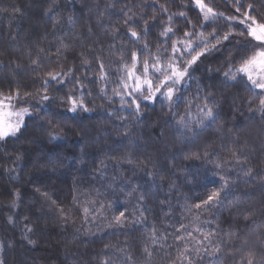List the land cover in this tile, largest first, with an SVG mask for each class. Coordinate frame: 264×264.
I'll list each match as a JSON object with an SVG mask.
<instances>
[{"label":"trees","instance_id":"trees-1","mask_svg":"<svg viewBox=\"0 0 264 264\" xmlns=\"http://www.w3.org/2000/svg\"><path fill=\"white\" fill-rule=\"evenodd\" d=\"M203 3L223 16L205 25L195 0H0V99L12 95L15 110L31 113L16 137L0 141L3 264H188L186 256L192 264H247L250 256L264 264L261 90L223 75L253 54L258 42L239 21L252 5L264 23V0ZM145 20L148 34L133 43L129 25L143 35ZM167 26L170 39L160 36ZM214 29L231 35L190 70L182 90L190 111L185 102L170 110L141 100L135 113L121 87L131 51L147 42L168 56L185 31ZM49 72L65 82L50 81L52 99L41 101ZM69 93L89 110L68 111L61 98ZM205 97L216 116L201 125L196 105ZM221 177V203L197 209ZM120 211L123 226L113 222Z\"/></svg>","mask_w":264,"mask_h":264},{"label":"snow or ice","instance_id":"snow-or-ice-1","mask_svg":"<svg viewBox=\"0 0 264 264\" xmlns=\"http://www.w3.org/2000/svg\"><path fill=\"white\" fill-rule=\"evenodd\" d=\"M56 2L57 0H53L54 6L56 5ZM237 3H239V0H237ZM195 4L203 14L205 25L209 21H214L220 16H223V13L215 12L212 7L203 3V0H195ZM161 10L165 12L167 11L163 6H161ZM14 11H19V9H14ZM236 11L239 12L240 8H237ZM251 11L252 5H249L248 10L243 14L244 19L239 22L246 26L247 34L252 37L253 40L257 41L258 44L251 56L242 58L238 67H230L228 71L223 73V75L226 80H235L238 77L245 78L253 88L261 90L259 105L256 111L264 113V23L258 22L256 18L250 14ZM48 12L54 14L53 7H50ZM125 15L127 16V13H125ZM179 15L185 16V13L180 12ZM132 19L133 17L128 16L125 23L129 24ZM168 19L169 22H171L172 17L169 16ZM226 19L231 21L236 18L226 17ZM69 22H71V17H69ZM144 24L143 35L129 25L128 35L132 38L133 43H140L143 40V37L148 34V21L145 20ZM170 33L175 35L174 29L171 26H167L160 33V36L170 39ZM230 35L231 33H225L223 36H220L215 29L208 35H205L203 31H200L199 33L185 31L183 34L184 39H177L169 45L170 55L168 56H162L159 48L157 49V53L153 54L150 51L147 42H144L140 49L131 51V63L130 66L128 64L124 65L126 79L121 80V87L123 92L131 97L129 104L135 106V113L139 114L140 112L139 101L141 100L150 102L160 100L166 102L170 110L178 106L179 103L185 102L188 105L186 111H190L193 101H185L182 91L187 80L193 79L190 70H194L193 66L200 61L201 57L205 56L213 49H216L222 41L228 40ZM42 51L43 49H41V52ZM163 51H168V48H165ZM145 53H147V56H145ZM121 59L123 60V57H121ZM36 63L37 62L34 60L33 64ZM99 67L103 72L104 65L102 62H100ZM47 75L49 79L43 81L44 94L40 97L41 101H50L52 99L47 94V86L50 81L61 85L65 82L60 79L61 73L49 72ZM105 78V75H101L100 77L101 80H104ZM77 83L79 84L78 80ZM81 87L83 86L81 85ZM103 91L104 89H101V92ZM114 92L115 95L121 96L123 101L122 93L116 90H114ZM14 97L17 99L20 98L18 90L15 92ZM12 99V95L0 99V141H5L9 137H16L25 126L24 116L31 115L28 108H22L18 111L15 110V105L11 103ZM61 100L62 102L64 100L67 101L69 105L67 110L70 112H76L78 109L83 111L89 110L84 104L82 96L77 97L73 93H69L65 97H62ZM5 101H7V103H5ZM249 103H251V101H249ZM210 104L212 106H210ZM196 107L199 109L200 118L198 123L201 125H203L206 120L212 121L215 119L216 112L214 109L217 107L215 102H210L207 97H205L200 104L196 105ZM180 124L184 128L188 127L184 117H181ZM49 136L50 140H56L59 138L52 133H50ZM207 155L208 153H205V156ZM232 155L236 156V153L233 152ZM196 158L199 159L200 157L197 156ZM219 166L220 165L218 164L217 167ZM250 174L251 169H249L246 175ZM221 180L222 183L220 188L213 190L208 194L205 200L196 204L195 207L197 209H200L201 207H216L221 203V193L228 187L227 179L221 177ZM109 207H111V205H109ZM88 211L87 208L84 209L86 215ZM126 221V211H120L119 215L113 216V222L116 225L123 226ZM29 231H31V229H29ZM205 239H208V236H205ZM29 243L34 242L29 240ZM219 251L220 247L217 246L212 251L208 252V255H213ZM145 252L148 255H151L147 249H145ZM185 258L188 260V264H192L190 256H186ZM0 264H3V262L0 261ZM247 264H256L255 256H250L247 260Z\"/></svg>","mask_w":264,"mask_h":264},{"label":"rangeland","instance_id":"rangeland-1","mask_svg":"<svg viewBox=\"0 0 264 264\" xmlns=\"http://www.w3.org/2000/svg\"><path fill=\"white\" fill-rule=\"evenodd\" d=\"M259 90V89H258ZM9 110H11V109H9ZM18 111V110H17ZM29 115H25L24 116V123H25V120L27 119V117H28Z\"/></svg>","mask_w":264,"mask_h":264}]
</instances>
